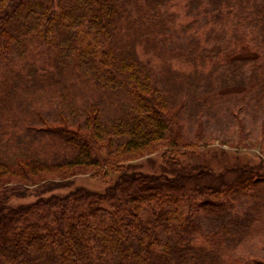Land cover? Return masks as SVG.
Returning a JSON list of instances; mask_svg holds the SVG:
<instances>
[{"label": "trees", "instance_id": "trees-1", "mask_svg": "<svg viewBox=\"0 0 264 264\" xmlns=\"http://www.w3.org/2000/svg\"><path fill=\"white\" fill-rule=\"evenodd\" d=\"M174 2L0 0V264H264V160L204 137L264 110V0Z\"/></svg>", "mask_w": 264, "mask_h": 264}, {"label": "rangeland", "instance_id": "rangeland-1", "mask_svg": "<svg viewBox=\"0 0 264 264\" xmlns=\"http://www.w3.org/2000/svg\"><path fill=\"white\" fill-rule=\"evenodd\" d=\"M174 1V11L179 13L178 15L182 20L184 19L186 12L184 9L185 2L184 0ZM231 69L227 70L224 75L222 73L225 83L227 81L228 84L232 83L233 79L236 78V75ZM227 87L228 85L223 88V92H236L231 97L229 105L234 106L238 103V105L241 104L242 109H240L241 111L235 109V116L232 117L227 113L222 114L221 116L217 115L219 124H216L213 119L208 121L209 118H206L207 121L205 122H207V125H205L204 137L208 138L211 143H213V147L223 148L225 152L224 156L218 154V156L224 158L222 163L223 165L225 163L231 165L242 163L255 164L260 160H264V110L259 112V110H257L255 107L254 101L250 100V97H243L241 93V87L236 86V88L232 90L226 89ZM187 129L186 133L192 137L196 135V130L194 128L188 127ZM155 158L157 159L156 161L161 162L160 158ZM227 179L231 181L234 179V177L228 175ZM76 180L79 185H84L91 189L102 190L104 188L102 183L92 180L89 176H81ZM261 187L262 185H260V188ZM262 188L264 189V187ZM254 191H257V188ZM32 200L33 198L25 200L13 199L12 204L17 205ZM235 203L237 204V210L235 209L233 212H238V216H242V214L246 212L248 205L246 203L244 205L242 203L240 204L239 202ZM252 205L257 206L258 201L254 200ZM260 214V211H257V219L253 222H258L257 229L253 231L251 237H245L240 247L236 250L238 256H242L245 261L248 260V258L259 259L264 257V221L261 220ZM206 221V225L208 227L209 222L208 220Z\"/></svg>", "mask_w": 264, "mask_h": 264}]
</instances>
